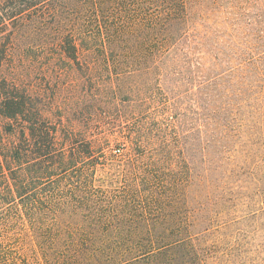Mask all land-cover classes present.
<instances>
[{
  "label": "rangeland",
  "instance_id": "374dc122",
  "mask_svg": "<svg viewBox=\"0 0 264 264\" xmlns=\"http://www.w3.org/2000/svg\"><path fill=\"white\" fill-rule=\"evenodd\" d=\"M23 1L37 5L0 1V101L39 100L57 147L73 134L95 163H127L145 136L177 183L159 227L190 231L201 264H264V117L230 89L240 65L230 57L264 52V0H117L114 47L78 55L79 65L46 42L49 1ZM114 69L123 91L112 96ZM3 113L0 148L21 146Z\"/></svg>",
  "mask_w": 264,
  "mask_h": 264
},
{
  "label": "trees",
  "instance_id": "16d2710c",
  "mask_svg": "<svg viewBox=\"0 0 264 264\" xmlns=\"http://www.w3.org/2000/svg\"><path fill=\"white\" fill-rule=\"evenodd\" d=\"M0 1L21 11L37 5ZM48 1L52 18L46 42L76 65L82 53L114 47L117 31L111 20L117 0ZM230 58L240 64L231 72V91L242 97L248 113L264 117V52ZM106 79L109 94L123 91L115 69ZM2 98L6 113L1 117L5 126L19 129L21 146L11 142L0 148L5 162L0 163V264H201L190 231L159 227L167 197L177 190L175 177L162 175L167 157L160 147L149 150V141L139 135L127 163H95L89 159L91 143H79L73 134L57 147L39 100ZM64 144L71 145L67 153L60 147ZM108 157L103 160L112 161Z\"/></svg>",
  "mask_w": 264,
  "mask_h": 264
}]
</instances>
